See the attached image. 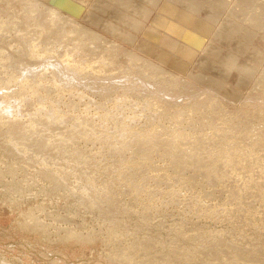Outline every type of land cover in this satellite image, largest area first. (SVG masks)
<instances>
[{"label":"rangeland","instance_id":"obj_1","mask_svg":"<svg viewBox=\"0 0 264 264\" xmlns=\"http://www.w3.org/2000/svg\"><path fill=\"white\" fill-rule=\"evenodd\" d=\"M127 1L119 3L117 0H0V29H2L0 30V88L11 87L9 90L11 97L9 100L8 97L2 99V102L8 106L15 102V106L18 105L19 109H17L20 110L17 121L14 122V125L17 123L16 127L18 125L15 129L17 132L9 129V118L0 117V264H5L7 261L9 262L6 264H55L56 262L59 264V261H56L59 258H67L72 264H264V110L253 108L248 109L247 112L241 109V104L250 100L242 98L244 94L264 96L262 89L264 16L256 13L264 8V0L263 2L262 0H187L188 4L184 5V9L188 12L196 9L194 14L198 13L191 18L192 24H186L190 32L186 49H192L194 42L203 43L204 40L202 42L200 39L206 41L214 39L216 33L220 31V36L225 33L230 37L232 44L234 42V46L231 45L229 48H224V43H221L222 53L228 50L242 67L254 65V61H259L258 66L252 68L254 75H251V79H246L244 84L240 83L241 91L244 92L237 93L240 99L234 101L231 97L228 101L221 97L223 109L220 107L221 109L217 110L209 106L210 108L205 107L204 111L196 110L193 112V127L189 124L185 126L191 119L184 117L179 129L176 130V123L179 121L173 119L174 114L169 117L171 113L166 114L167 118H163L165 120L160 119L159 124L157 122L159 114H156L158 108L155 109L157 105L144 106L145 98L129 91L124 93L121 99L120 96L117 98L123 88L114 92L107 89L108 93L106 89L96 88L91 89L93 91L88 89L80 92L79 89L63 86L51 74H48L50 77L37 76L38 79L36 77L23 81L27 76L25 66L29 65L32 69L38 62H51L52 58H47V55L63 57L71 65L75 64L77 70L87 64L88 69L85 67L83 76L96 77L90 79L94 83L96 80L99 83L105 81L100 77L114 78L132 69L142 72L143 67L148 66L151 60L161 63L162 67L159 71L165 76L158 72L159 77L156 78L161 76L164 79L163 84L168 85L173 93L185 90L193 92L195 85L202 83L203 79L198 81L193 79L194 81L186 86L183 82L186 79L184 77L188 76L187 72L193 71L191 67L198 64V56L193 57L188 71L186 69V72L180 73L179 78L182 76L180 81L174 77L176 81L173 79V83L171 80L173 77H168L174 72L173 66L168 62L164 63L165 61L160 62V55L155 54L157 52L146 51L151 41L143 43L142 49L138 47V60H133L132 55H128L132 52L126 50L128 46L133 49L134 44L136 47L142 43L144 33L153 25V19L158 14L164 18L173 15L163 16L161 6L165 0H158L153 4L152 15L148 19L145 16L144 25L141 21L142 25L140 24V29L135 33L133 27L125 25L121 22L122 19H119L120 21L117 19V16L122 15L136 18V21L142 18L143 8L134 9ZM105 4L111 12L102 11V5ZM76 7L82 8L81 14L72 15L71 12ZM175 7L179 10L183 9L178 0H172L169 8L175 12ZM200 8L209 9V13H204ZM86 10H90L91 14L86 13ZM255 13L261 18L260 21L255 22L250 17L244 20L246 15L254 16ZM93 15L96 17L94 18ZM171 18L174 23L177 22L176 17ZM106 22L116 25L117 29L112 28L114 31H109L111 26L103 29L102 24ZM91 26L100 30L102 35L108 36L109 40L98 37L95 44L89 43L94 39L93 36L89 38L87 36ZM154 28L164 30L158 25ZM33 30H36L37 34ZM160 30H158V43L161 41L160 37L166 35ZM23 36H28L29 42ZM125 36L131 39H126V47H123ZM148 37H151L150 32L147 34ZM53 39L56 40L55 43ZM57 39L61 40L57 41ZM60 41L65 45H59ZM240 47L253 51L259 58L255 59L253 55L241 53ZM92 49L93 52L90 51ZM160 49L164 50L163 47ZM65 51L68 52L69 58ZM77 51L78 56L75 55ZM73 55L76 56L75 60H78L79 64L74 60ZM174 57L181 59L180 54ZM54 59L56 61V58ZM105 59L109 61V65L102 68ZM88 60L89 64L92 62V65L96 63L97 66L94 64L92 68L89 67ZM216 60L221 62L222 68L225 62L222 56H217ZM19 74H23L20 79H18ZM99 79H102V82ZM259 81L261 85L258 84ZM5 88L0 92L6 91ZM12 93L18 97L20 95L19 99H21L19 100L16 95L14 97ZM17 99L19 101L16 103ZM119 103L123 105L120 106ZM9 107L10 111L15 109ZM53 114L55 117H52ZM91 114L93 117L89 116ZM75 116L79 118L78 121ZM155 117L157 118L154 121ZM210 117L213 123L205 127L206 129L196 125L198 118L202 120L205 118V121H208ZM99 120H102V123ZM234 124L238 126L235 130L232 127ZM195 125L199 128L194 127ZM248 125L251 128H248ZM214 126L223 128L220 132L222 135L212 131ZM182 128L185 132L188 130L184 138L179 132H175ZM170 133L174 137L179 136L178 141ZM17 134L21 136L18 137ZM164 135H167L166 138ZM228 135H232V141L228 139ZM9 137L18 140L11 141L12 138L10 140ZM162 137L165 141H162ZM153 138L155 141L158 139V142L155 143ZM33 140L41 142V146ZM18 141L21 144L18 145ZM211 145L215 149H212ZM42 146L44 149L41 148ZM48 148L49 150L46 151ZM178 148L181 150L179 151ZM188 149H191L190 152ZM48 153L53 155L51 159ZM208 153H212L210 156L215 162L218 161L215 166L207 163L204 167L201 166L202 168L199 165V168L196 167ZM232 153L237 154H234L236 158ZM239 154H245L246 157L237 159ZM181 155H185V158L180 157ZM193 156L196 157L195 162ZM222 156L227 158V162L234 164L227 167V162L220 159ZM9 256H12V260L8 259Z\"/></svg>","mask_w":264,"mask_h":264},{"label":"bare ground","instance_id":"obj_2","mask_svg":"<svg viewBox=\"0 0 264 264\" xmlns=\"http://www.w3.org/2000/svg\"><path fill=\"white\" fill-rule=\"evenodd\" d=\"M18 1V0H17ZM87 1V0H86ZM99 1V0H98ZM119 3H123V2H125V0H117ZM156 1H158V0H143L142 2L141 1H139V0H137L136 2L134 1V0H128L127 1V3H128V5L130 6V7H132V8H134V9H142L143 8V11L144 12H142L141 13V16H142V18H140L138 21H136L135 19H133V18H131L130 16H125V17H123V15L122 16H117L118 18V20L120 19H122L121 20V22H124V24L125 25H129L130 27H133V32L135 33L136 32V30H139L140 29V24H141V21H142V24L144 25V22H145V16H147V19L148 18H150V15H152V10H153V4L156 2ZM179 1V3H181V5H182V7H183V9L182 10H179L178 8H174V10H175V12L173 11V9L172 8H169V5H171V3H172V0H165V2H164V4L161 6V11H162V14H163V16L164 15H166L167 16V14H173V15H171V17H176L177 19L175 20V21H177L176 23H174V21L172 20V18L170 17V18H164V17H162L161 15H157L156 16V18H154L153 19V22L154 23H152L153 25H151V27L147 30V28H146V30H147V32H145L144 33V36L145 37H143L142 38V40H141V44H139V45H136V47H135V44H134V47H133V49H132V47H127V49L126 50H128V51H131L132 53H129L128 55H132V57H133V60H138V58H139V54H138V52L137 51H139L138 49L139 48H141L142 46H143V43H148L149 41H151V43H149L148 44V46H149V48L146 50V51H148V53H153V52H157V53H155V54H158V56L160 55V58H161V60H160V62H163V61H165L164 63H167L168 62V64L169 65H171V66H173V69H174V72H173V74H171V75H169L168 77H170V78H172L171 80H172V82L174 83V81H176V79L177 80H179V79H181V77L179 78V76H180V73H184V71L187 69V71H188V67H190L189 66V64L191 63V60L192 59H194L195 58V56H198L197 57V61H198V64H194L193 65V67H191V68H193L192 70L193 71H188L187 73H188V76L187 77H184V78H186V79H184L185 81L183 82V84L186 86L187 84H189V83H191V82H193L194 80H196V81H198V80H200V79H203V82L202 83H197L196 85H195V90L193 91V92H191V91H188V90H185V91H183V92H181V91H175L176 93H173L172 92V89L171 88H168V85L166 86V85H164L163 84V80L164 79H162V77L160 76V78H156V77H159L158 76V72H159V74L160 75H162L163 73H161L160 71H159V69L162 67L161 66V63H159V62H155V61H149V63H148V66L146 65L145 67H143V69H142V72L140 71V72H137V71H135L134 69H132V71H126L125 73H123V74H120V75H117V76H115L114 78L113 77H108V76H105V77H100V78H104L103 79V83H99L98 82V80H96V83L98 82V84H96V83H94V81L92 82L90 79H92V78H96V77H94V76H87V77H85V76H83V74H85V67H87V64H86V66L83 68V67H81V69L80 70H77V69H75V64H70L68 61H66L63 57L61 58V57H59V56H53V55H47V58H52V60L54 59V58H56V61H54L53 60V62H52V60H51V62L49 61L48 63H47V61H46V63H44L43 61H41V62H38V64H36L35 66H33V68H37L36 70H32L31 69V67L29 66V65H27V66H25V69L27 70V72H25V73H27V76L25 77V79L23 80V81H27V80H29V79H32V78H36L37 76L38 77H41V78H43V77H46L48 74H51V76L52 77H54L55 79H58V81L59 82H61L62 84H63V86L65 85V86H67V87H69V88H71V89H79V91L81 92V91H86V90H88V89H101V90H103V89H106V92H107V89H108V91L110 90H113V92L116 90V89H121L122 90V88H123V90H122V92H120V93H118V95H117V98L119 97V99H121V96H124L125 94L124 93H126L127 91H129V93H133V94H139L142 98H145V100H144V102H143V104H144V106H148V105H157L156 107H155V109L156 108H158L157 110H158V112L156 113L157 115L159 114V117H158V120H157V122L160 124L161 123V120L160 119H162V120H165V119H163V118H167L166 117V114L167 113H171V114H169V117H170V115H172V114H174V117H173V119H175V120H177V121H179V122H177L176 123V126L178 127H176L175 125V127H176V130L177 129H179V126H180V123H181V121H182V119L184 118V117H188V118H190L191 120L185 125V126H187L188 124L191 126V127H193V122H194V120H192V119H194L193 117H194V115H193V112H196V110H202V111H204V108L206 107V109H207V107H212L213 109H217L218 110V108H220L221 107V105H223L224 106V104H222L223 103V101H222V98H223V100L226 98L227 100H228V98H231L232 97V99L231 100H234V101H238V99H240V97H237L238 95H237V93H242L243 91H241V87H240V85H242V84H244V81L246 82V79H251V75L254 73V72H252L253 71V69L252 68H254L255 66H258V64H259V61H254V65H246V66H244V67H242V66H240L239 64H238V62H237V58L234 56V57H232L231 56V54H230V52L227 50V51H225V52H221L222 51V49H221V47L222 46H220L221 45V43H224V45H223V47L224 48H229V47H231V45H233L234 46V42H233V44H232V42H231V39H230V37L228 36V35H226L225 33H222L221 34V36H220V34H219V32L218 33H216L217 35L215 36V38L214 39H211V40H205V39H200V41H202L203 42V40H204V42L203 43H199V42H194V46L192 45L191 47H193L192 49H186V43H188V40H189V34H190V32L188 31V29L186 28V24H192V21H191V18L192 17H194L196 14H198V13H196V14H194V12L196 11V9H194V10H192L191 12H188L187 10H185L184 9V5L185 4H188L187 2V0H178ZM83 2V1H82ZM106 2V1H105ZM168 2H170V3H168ZM262 2H263V0H262ZM18 3V2H17ZM84 3V2H83ZM130 3V4H129ZM80 5V4H79ZM5 6V5H4ZM95 6V5H94ZM89 7V6H88ZM102 7H103V12L104 13H108V12H111V9L110 8H108V5L107 4H105V5H102ZM109 7H111V6H109ZM80 8V7H79ZM79 8H74L73 9V11L71 12V14L72 15H78V14H81L80 13V11H81V9H79ZM89 8H91V6L89 7ZM139 9V10H140ZM201 10H203L204 11V13H206V14H208L209 13V9H207V8H204V9H202V8H200ZM49 10V9H48ZM66 10V9H65ZM91 10H93V9H91ZM55 11V10H54ZM79 11V12H78ZM87 12L86 13H89V14H91V12H90V10L88 11V10H86ZM49 12V11H48ZM51 12H53V11H51ZM85 12V11H84ZM174 12V13H173ZM83 13V12H82ZM93 13V12H92ZM256 13H261L263 16H264V8H262V9H259ZM255 13V15L254 16H249V15H246L244 18V20H246L247 18H251L252 20H255V22L256 21H260L261 20V18L257 15ZM48 14H50V12L48 13ZM52 14V13H51ZM67 14V13H66ZM70 14V13H69ZM128 14V13H127ZM251 14H252V12H251ZM41 15V14H40ZM241 15V14H240ZM88 16V15H87ZM94 16V18L96 17V15H93ZM8 17H10V16H8ZM39 17V16H38ZM48 17H50V16H48ZM66 17H68V16H66ZM161 17V18H160ZM254 17H256V18H254ZM16 18V17H15ZM25 18V17H24ZM53 18V17H52ZM58 18V17H57ZM62 18H64V17H62ZM90 18V17H89ZM88 18V19H89ZM93 18V19H94ZM51 19V18H50ZM76 19V18H75ZM82 19V18H81ZM87 19V18H86ZM93 19H90L91 21L93 20ZM142 19V20H141ZM57 20V19H56ZM70 20H72L71 18H70ZM78 20V19H77ZM119 20V21H120ZM11 21V20H10ZM13 21V20H12ZM44 21V20H43ZM51 21V20H50ZM55 21V20H54ZM81 21H83V20H81ZM1 22V21H0ZM48 22V21H47ZM53 22V21H52ZM84 22V21H83ZM82 23V22H81ZM110 23V22H109ZM108 22H106V23H103L102 24V26H103V29L105 28V29H107L108 27H110L111 26V29L109 28V31H114L115 29H117V28H115L116 27V25H114V24H109ZM113 23V22H112ZM56 24V23H55ZM67 24V23H66ZM96 24V23H95ZM94 24V25H95ZM141 24V25H142ZM9 25V24H8ZM15 25V24H14ZM149 25V24H148ZM156 25H158V26H160V27H162L164 30L162 31V30H160L159 28H154ZM3 26H4V24H3ZM7 26V25H6ZM140 26V27H139ZM11 27V26H10ZM147 27V26H146ZM42 28V27H41ZM102 28V27H101ZM114 30H113V29ZM27 29V28H26ZM33 29V27L30 29V31ZM1 31H2V29H0ZM5 30V29H4ZM29 30V29H28ZM45 30V29H44ZM50 30V29H49ZM90 32H88V38H89V36H93V38L94 39H92L89 43H93V44H95L96 43V40L98 39V37H101V38H105V39H107L108 38V36H106V35H102V33H101V31L100 30H98L96 27H93V26H91L90 27ZM158 30H160V31H162V33H165L166 35L162 38V37H160V39H161V41H160V43H158V39H157V37H158ZM34 31V30H33ZM43 31V30H42ZM22 32V31H21ZM39 32V31H38ZM44 32V31H43ZM150 32V34H151V37L149 38H147V34ZM14 33H15V31H14ZM13 33V34H14ZM34 33H36L37 34V32H36V30L34 31ZM46 33V32H45ZM66 33V32H65ZM1 34V33H0ZM2 34H3V32H2ZM7 34V33H6ZM27 34V33H26ZM82 34V33H81ZM127 34V33H126ZM142 34V33H141ZM10 35V34H9ZM22 35V34H21ZM182 35H184V37H181ZM1 36V35H0ZM4 36V35H3ZM17 36V35H16ZM29 36V35H28ZM28 36H23V37H26L27 38V41H28ZM33 36V35H32ZM31 36V37H32ZM35 36V35H34ZM43 36H44V34H43ZM131 36V35H130ZM176 36H178V38L176 37ZM6 37V36H5ZM36 37V36H35ZM37 37H38V35H37ZM112 37V36H111ZM117 37V36H116ZM115 37V38H116ZM121 37V36H120ZM8 38V37H7ZM13 38V37H12ZM18 38V37H17ZM25 38V39H26ZM39 38V37H38ZM38 38H37V40H38ZM43 38V37H42ZM115 38H114V40H115ZM128 38H130V37H126L125 36V38L123 39V41H121V42H123V47H126V44H127V40L126 39H128ZM19 39V38H18ZM21 39H24V38H21ZM33 39H35L36 40V38H33ZM131 39V38H130ZM133 39V38H132ZM137 39V37L135 38V40ZM9 40V39H8ZM15 40H16V37H15ZM29 40H31L30 38H29ZM34 40V41H35ZM40 40V39H39ZM59 40H61V39H59ZM58 39H57V41H59ZM108 40H109V38H108ZM119 40V39H118ZM140 40V39H139ZM21 41V40H20ZM52 41H54V43H55V41L56 40H52ZM81 41V40H80ZM99 41V40H98ZM129 41V40H128ZM138 41V40H137ZM143 41H145V42H143ZM156 41V43H154V42ZM13 42H16V41H14L13 40ZM24 42V41H23ZM29 42V41H28ZM78 42V41H77ZM109 42V41H108ZM136 42V41H135ZM34 43H36V41L34 42ZM64 43V42H63ZM76 43V42H75ZM80 43V42H79ZM261 43V42H260ZM31 44V43H30ZM39 44H41V43H39ZM53 44V43H52ZM57 44V43H56ZM62 43H61V41L59 42V45H61ZM104 44V43H103ZM102 44V45H103ZM108 44V43H107ZM204 44V45H203ZM12 45V44H11ZM10 45V46H11ZM22 45V44H21ZM36 45V44H35ZM35 45H33V46H35ZM49 45V44H48ZM62 45H65V44H62ZM67 45V44H66ZM75 45V44H74ZM203 45V46H202ZM52 46V45H51ZM76 46V45H75ZM74 46V47H75ZM98 46V45H97ZM96 46V47H97ZM237 46V44H235V47ZM29 47V46H28ZM57 47V46H56ZM73 47V46H72ZM77 47V46H76ZM83 47V46H82ZM85 47H87V46H85ZM89 47H93L94 48V46H89ZM106 47V46H105ZM139 47V48H138ZM161 47H163L164 48V50L162 49H160ZM261 47V46H260ZM35 48V47H34ZM40 48V47H39ZM46 48H47V43H46ZM67 48H71V47H67ZM78 48H80V45H79V47ZM84 48V47H83ZM83 48L81 49V51L83 50ZM88 48V47H87ZM99 48V47H98ZM112 48H114V46H112ZM26 49H27V47H26ZM31 49V48H30ZM36 49V48H35ZM38 49V48H37ZM48 49H50L49 47H48ZM73 49H75L76 50V48H73ZM142 49V48H141ZM1 50V49H0ZM44 50H45V48H44ZM53 50V49H52ZM51 50V51H52ZM71 49H69V51H70ZM95 50V49H94ZM100 50V49H99ZM119 50V49H118ZM160 50V51H159ZM35 51V50H34ZM42 51V50H41ZM51 51H50V53H51ZM54 51V50H53ZM66 51H68V50H66ZM65 51V53H67L68 54V52H66ZM71 51H73V50H71ZM79 51V50H78ZM78 51H77V53L76 52H74V53H76L75 55H77V54H79L78 53ZM80 51V52H81ZM84 51H85V49H84ZM83 51V52H84ZM87 51V50H86ZM90 51H92L93 52V49L92 50H90ZM95 51H97V50H95ZM120 51V50H119ZM219 51V52H218ZM239 51L241 52V53H244V54H246V55H248V56H252L253 58H255V59H258L259 57H258V55L256 54V55H254V53H253V51H249V50H247V49H245L244 47H240L239 48ZM29 52H30V50H29ZM99 52V51H98ZM137 52V53H136ZM233 52V51H232ZM22 53V52H21ZM33 53V52H32ZM34 53H36V52H34ZM87 53V52H86ZM86 53H84V55L86 54ZM45 54V53H44ZM58 54H60L59 52H58ZM180 54V56H181V59H179V58H176V57H174V55H179ZM29 55V54H28ZM63 55V54H62ZM89 55V54H88ZM91 55V54H90ZM102 55H104V54H102ZM136 55V56H135ZM61 56V55H60ZM66 56V58H67V55H65ZM64 56V57H65ZM74 56V55H73ZM72 56V57H73ZM78 56V55H77ZM82 56H83V53H82ZM81 56V57H82ZM87 56V55H86ZM97 56H98V54H97ZM96 56V57H97ZM100 56V55H99ZM217 56L219 57V56H222V59L225 61L224 62V64H223V67L221 68V62H219V60H216L217 59ZM31 57V56H30ZM35 57V56H34ZM37 57H38V54H37ZM71 57V56H70ZM75 57L76 56H74V60H75ZM80 57V56H79ZM84 57V56H83ZM91 57V56H90ZM138 57V58H137ZM164 57V58H163ZM194 57V58H193ZM39 58V57H38ZM46 58V59H47ZM68 58H69V54H68ZM67 58V59H68ZM103 58V57H102ZM101 58V59H102ZM166 58L168 59V60H166ZM70 59H72V58H70ZM93 59H95V58H92V60ZM82 60V59H81ZM70 61V60H69ZM76 61V60H75ZM78 61V60H77ZM76 61V62H77ZM84 61V60H83ZM87 60H85V62H86ZM95 61V60H94ZM97 61V60H96ZM99 61V60H98ZM101 61V60H100ZM99 61V62H100ZM71 62V61H70ZM89 60H88V65H89V67H93V65L95 64L96 65V63H94L93 65H92V62H91V64H89ZM108 62L109 61H107L106 59H105V61H104V63L102 64V68H104V67H108ZM40 63V64H39ZM73 63H74V61H73ZM78 63V62H77ZM80 63H82V61L80 62ZM79 64V63H78ZM101 65V64H100ZM107 65V66H106ZM74 66V67H73ZM82 66V65H81ZM97 66V65H96ZM50 67H51V69H50ZM73 67V68H72ZM77 67H78V65H77ZM24 68H23V70H25ZM79 69V68H78ZM87 69H88V67H87ZM94 70V69H93ZM138 70V69H137ZM190 70V69H189ZM186 72V71H185ZM96 73V72H95ZM165 73V72H164ZM154 74H156L157 76H154ZM21 75H23V74H19V77H18V79H20V77H21ZM26 75V74H25ZM89 75V74H88ZM94 75V74H93ZM99 75V74H98ZM153 75V76H152ZM164 75V74H163ZM182 75V74H181ZM254 75V74H253ZM49 76V75H48ZM165 76V75H164ZM38 77H37V79H38ZM50 77V76H49ZM167 77V78H168ZM174 77H177L176 79L174 78ZM242 77H244V78H242ZM86 78L87 79H89V80H86ZM98 78V77H97ZM126 80H125V79ZM124 79V80H123ZM173 79H174V81H173ZM194 79V80H193ZM36 80V79H35ZM52 80V79H51ZM100 80V79H99ZM167 80L168 79H166V82H167ZM41 81V80H40ZM91 81V82H90ZM101 82H102V79L100 80ZM180 81V80H179ZM33 82V81H32ZM35 82V81H34ZM55 82V81H54ZM57 82V81H56ZM230 82H233L234 84L232 85V84H229ZM18 83H19V80H18ZM23 83V82H22ZM46 83V82H45ZM240 83H242V84H240ZM201 84V85H200ZM259 85H261L262 83H261V81H259V83H258ZM20 85H22L21 84V82H20ZM24 85V84H23ZM47 85V84H46ZM35 87V86H34ZM37 87V86H36ZM4 86H3V88H0V91H2V90H4ZM23 88V87H22ZM247 88V87H246ZM5 89H7L6 91H3V92H0V111H1V113H2V115H1V113H0V117H2V116H6V118H9V119H7V120H9L8 122H9V129H13L14 131H16L15 129H17L18 128V125H17V127L14 125V122L15 121H17V117H18V112H20V110H18L19 109V107H18V105H17V107L15 106V102H14V104L13 105H9V106H11V108L12 107H14L15 109L13 110V111H10L9 110V106L8 105H5V102H2V99L4 100V99H6V97H8V99L7 100H9V97H11V95H10V93L11 92H9V90H11V87H6ZM61 89V88H60ZM59 89V90H60ZM119 89V90H120ZM262 89H263V92H264V84L262 85ZM30 90V89H29ZM36 90V89H35ZM38 90V89H37ZM36 90V91H37ZM54 90V89H53ZM174 90V89H173ZM251 90V89H250ZM35 91V92H36ZM73 91V90H72ZM91 91H93V90H91ZM253 91V90H252ZM14 92V91H13ZM17 92V91H16ZM19 92V91H18ZM74 92V91H73ZM102 92V91H101ZM105 92V91H104ZM112 92V91H111ZM181 92V93H180ZM69 93V92H68ZM87 93V92H86ZM96 93V92H95ZM98 93H100V92H98ZM108 93V92H107ZM198 93H200L199 95H197ZM244 93V92H243ZM246 93V92H245ZM13 94V93H12ZM35 94V93H34ZM82 94V93H81ZM105 94V93H104ZM111 95H112V93H110ZM247 94V93H246ZM246 94H244L243 95V97L242 98H247V99H250V100H246L244 103H242L241 105V109H242V111H247L248 109H253V108H258V109H260V111H263L264 110V96H257L256 97V95H254V94H250L249 93V95H247L246 96ZM15 95L16 94H13V96L15 97ZM31 95V94H30ZM33 95V94H32ZM54 95V94H53ZM59 95V94H58ZM73 95V94H72ZM95 95H97V94H95ZM100 95H102L101 93H100ZM109 95V94H108ZM129 95V94H128ZM3 96V97H2ZM17 96V95H16ZM26 96V95H25ZM35 96V95H34ZM37 96V95H36ZM133 96V95H132ZM245 96V97H244ZM19 97H21L20 95H19ZM19 97L17 96V98L19 99ZM24 97V96H23ZM61 97V96H60ZM76 97V96H75ZM84 97V96H83ZM86 97V96H85ZM84 97V98H85ZM89 97V96H88ZM100 97V96H99ZM222 97V98H221ZM79 98V97H78ZM101 98V97H100ZM111 98H113V97H111ZM116 98V97H115ZM116 98V99H117ZM123 98V97H122ZM141 98V99H142ZM241 98V99H242ZM17 99V101H16V103L21 99H19L18 100ZM24 98H22V100H23ZM26 99V98H25ZM61 99V98H60ZM225 99V100H226ZM10 100H12L11 98H10ZM15 100H16V98H15ZM15 100H13V101H15ZM22 100H21V102H22ZM26 100H28V99H26ZM83 100V99H82ZM109 100V99H108ZM125 100V99H124ZM244 100V99H243ZM12 101V102H13ZM24 101V100H23ZM229 101V100H228ZM10 102V101H9ZM44 102V101H43ZM59 102V101H58ZM105 102V101H104ZM117 102V101H116ZM120 102V101H119ZM125 102V101H124ZM133 102V101H132ZM7 103H8V101H7ZM11 103V102H10ZM20 103V102H19ZM60 103V102H59ZM100 103V102H99ZM111 103V102H110ZM115 103V102H114ZM123 103V102H122ZM121 103V104H122ZM225 103V102H224ZM43 104V103H42ZM72 104V103H71ZM120 104V103H119ZM121 104H120V106H121ZM130 104H132V103H130ZM129 104V105H130ZM136 103H134V105H135ZM142 104V103H141ZM142 104V105H143ZM20 105V104H19ZM54 105H55V103H54ZM78 105V104H77ZM101 105V104H100ZM103 105V104H102ZM123 105V104H122ZM229 105V104H228ZM21 106V105H20ZM46 106V105H45ZM107 106V105H106ZM115 106V105H114ZM141 106V105H140ZM238 106V105H237ZM75 107H76V105H75ZM97 107H99V106H97ZM149 107V106H148ZM152 107V106H151ZM154 107V106H153ZM209 107V108H210ZM18 108V109H17ZM120 108V107H119ZM118 108V109H119ZM147 108V107H146ZM222 108V107H221ZM220 108V109H221ZM234 108H235V105H234ZM17 109V110H16ZM109 109V108H108ZM116 109V108H115ZM130 109V108H129ZM154 109V108H153ZM154 109V110H155ZM223 109V108H222ZM46 110V109H45ZM156 110V111H157ZM198 110V111H199ZM48 111V110H47ZM53 111V110H52ZM51 111V112H52ZM57 111V110H56ZM113 111V110H112ZM115 111H117V109L115 110ZM134 111H136V110H134ZM141 111V110H140ZM139 111V112H140ZM143 111V110H142ZM43 112H45V111H43ZM54 112V111H53ZM59 112V111H58ZM69 112V111H68ZM130 112V111H129ZM248 112V111H247ZM71 113V112H70ZM110 113V112H109ZM115 113V112H114ZM114 113H112V114H114ZM49 114H51V113H49ZM59 114V113H58ZM99 114V113H98ZM102 114V113H101ZM138 114V113H137ZM151 114V113H150ZM251 114V113H250ZM45 115H46V113H45ZM141 115V114H140ZM156 115V116H157ZM168 115V114H167ZM223 115V114H222ZM230 115V114H229ZM255 115V114H254ZM84 116V115H83ZM83 116H81V117H83ZM87 116V115H86ZM89 116H92V114L91 115H89ZM110 116H111V114H110ZM135 116V115H134ZM22 117V116H21ZM41 117V116H40ZM52 117H55V115L53 114V116ZM57 117V116H56ZM62 117V116H61ZM76 118H77V116H75ZM85 117V116H84ZM93 117V116H92ZM108 117V116H107ZM116 117V116H115ZM121 117V116H120ZM152 117H154V115L152 116ZM209 117V116H208ZM208 117H206V118H208ZM3 118V117H2ZM111 118V117H110ZM132 118V117H131ZM137 118V117H136ZM140 118V117H139ZM156 118L157 117H155V118H153V120L155 121L156 120ZM225 118V117H224ZM229 118V117H228ZM3 119H5V118H3ZM20 119V118H19ZM47 119V118H46ZM49 119V118H48ZM55 119V118H54ZM78 119L79 118H77V121H78ZM106 119H108V118H106ZM128 119V118H127ZM130 119V118H129ZM170 119V118H169ZM239 119V118H238ZM26 120V119H25ZM63 120V119H62ZM70 120V119H69ZM82 120H85V119H83L82 118ZM102 120H103V118H102ZM101 120V121H102ZM144 120V119H143ZM152 120V119H151ZM237 120V119H236ZM254 120V119H253ZM24 121V120H23ZM56 121V120H55ZM60 121V120H59ZM79 121H81V120H79ZM100 121V120H99ZM100 121V122H101ZM115 121H116V118H115ZM127 121V120H126ZM131 121V120H130ZM139 121V120H138ZM153 121V122H154ZM160 121V122H159ZM241 121V120H240ZM239 121V122H240ZM244 121H245V119H244ZM247 121V120H246ZM35 122V121H34ZM87 122V121H86ZM120 122V121H119ZM150 122V121H149ZM152 122V121H151ZM152 122V123H153ZM196 125L197 126H199V127H202V128H204V129H206L205 127H207L208 125H211L212 123H213V119H211V117L208 119V121H205V118H204V120H202L201 118H198L197 120H196ZM3 123V122H2ZM45 123V122H44ZM54 123V122H53ZM56 123V122H55ZM54 123V124H55ZM66 122L64 121V124H65ZM74 123V122H73ZM76 123V122H75ZM74 123V124H75ZM88 123V122H87ZM102 123V122H101ZM100 123V124H101ZM104 123H106V122H104ZM111 123V122H110ZM118 123V122H117ZM156 123V122H155ZM249 123V122H248ZM3 124H5L6 125V123L4 122ZM77 124V123H76ZM95 124V123H94ZM137 124V123H136ZM164 124V123H163ZM258 124V123H257ZM8 125V124H7ZM72 125V124H71ZM82 125V124H81ZM128 125V124H127ZM130 125V124H129ZM170 125V124H169ZM173 125V124H172ZM172 125H170V126H172ZM194 126V127H197V126ZM21 126V125H20ZM24 126H25V124H24ZM50 126V125H49ZM48 126V127H49ZM51 126H53V124L51 125ZM50 126V127H51ZM76 126V125H75ZM92 126V125H91ZM105 126V125H104ZM110 126V125H109ZM120 126V125H119ZM118 126V127H119ZM174 126H173V128H174ZM249 127L248 128H251L250 127V125H248ZM33 127V126H32ZM73 127V126H72ZM76 127H78V126H76ZM98 127V126H97ZM111 127V126H110ZM184 127V126H183ZM189 127V126H188ZM199 127H197V128H199ZM233 128H234V130H235V128H237L238 126L237 125H233L232 126ZM39 128V127H38ZM61 128V127H60ZM171 129H172V127H170ZM201 128V129H202ZM255 128V127H254ZM37 129V128H36ZM77 129V128H76ZM88 129V128H87ZM95 129V128H94ZM99 129H100V127H99ZM119 129V128H118ZM164 129V126H163V128H162V130ZM168 129V128H167ZM171 129H170V131H171ZM182 129H184V128H182ZM182 129H180V130H178V131H175L176 133L177 132H179L182 136H183V138H184V134L188 131H186L185 132V129L182 131ZM189 129V128H188ZM200 129V130H201ZM210 129H212V128H210ZM222 127H219V126H214L213 127V129H212V131H214L215 133H218V135H222V134H220V132L222 131ZM1 130V129H0ZM10 130V131H11ZM48 130H49V128H48ZM68 130V129H67ZM66 130V131H67ZM96 130V129H95ZM113 130H115V128L113 129ZM117 130V129H116ZM135 130V129H134ZM147 130V129H146ZM152 130V129H151ZM161 130V129H160ZM159 130V131H160ZM174 130V129H173ZM203 130V129H202ZM263 130V129H262ZM74 131V130H73ZM77 131V130H76ZM79 131V130H78ZM82 131V130H81ZM89 131V130H88ZM101 131V130H100ZM120 131V130H119ZM124 131H126V130H124ZM144 131V130H143ZM165 131H166V129H165ZM167 131H169V130H167ZM197 131V130H196ZM212 131H209V132H212ZM17 132V131H16ZM19 132V131H18ZM53 132V131H52ZM64 132V131H63ZM75 132V131H74ZM80 132V131H79ZM97 132V131H96ZM148 132V131H147ZM153 132V131H152ZM173 132V131H172ZM214 132H213V135H215L214 134ZM254 132V131H253ZM9 133V132H8ZM7 133V134H8ZM14 133V132H13ZM12 133V134H13ZM95 133V132H94ZM98 133V132H97ZM113 133V132H112ZM126 133H127V131H126ZM136 133V132H135ZM160 133V132H159ZM159 133H157V134H159ZM168 133V132H167ZM264 133V132H263ZM11 134V135H12ZM15 134V133H14ZM13 134V135H14ZM19 134V133H18ZM17 134V135H18ZM21 134V133H20ZM77 134V133H76ZM137 134V133H136ZM143 134V133H142ZM155 134H156V132H155ZM161 134V133H160ZM171 134V133H170ZM174 134V133H173ZM188 134H189V132H188ZM79 135V134H78ZM133 135V134H132ZM162 135V134H161ZM160 135V136H161ZM172 135V134H171ZM176 135V134H175ZM179 135V134H178ZM205 135V134H204ZM4 136H6V134L4 135ZM9 136V135H8ZM15 136V135H14ZM21 136V135H20ZM19 135H18V137H20ZM62 136V135H61ZM73 136V135H72ZM71 136V137H72ZM110 136V135H109ZM122 136V135H121ZM159 136V135H158ZM159 136V137H160ZM167 136V135H166ZM166 136L164 135V137L166 138ZM173 137H174V135H172ZM226 136V135H225ZM231 136L232 135H228V139L229 140H231ZM74 137V136H73ZM80 137V136H79ZM113 137V136H112ZM126 137V136H125ZM156 137H157V135H156ZM179 136H175L174 137V139H177V141H178V138ZM191 137V136H190ZM216 137H218V136H216ZM10 138V140H11V138L12 137H9ZM23 138V137H22ZM21 138V139H22ZM41 138H43V137H41ZM118 138V137H117ZM127 138V137H126ZM125 138V139H126ZM136 138V137H135ZM155 138V137H154ZM153 138V139H154ZM186 138H187V136H186ZM193 138V137H192ZM194 138H196V137H194ZM193 138V139H194ZM212 138V137H211ZM7 139H8V137H7ZM7 139H5V141L7 140ZM13 139L14 138H12V140L11 141H13ZM16 139V138H15ZM14 139V140H15ZM20 139V138H19ZM20 139V140H21ZM24 139V138H23ZM79 139V138H78ZM116 139V138H115ZM152 139V138H151ZM173 139V140H174ZM181 139V138H180ZM190 139V138H189ZM192 139V140H193ZM198 139V138H197ZM201 139V138H200ZM204 139V138H203ZM213 139V138H212ZM262 139V138H261ZM9 140V139H8ZM16 140H18V139H16ZM15 140V141H16ZM64 140V139H63ZM132 140V139H131ZM161 140V139H160ZM164 139H163V137H162V141H163ZM168 140V139H167ZM182 140V139H181ZM233 140V139H232ZM231 140V141H232ZM45 141H46V139H45ZM77 141V140H76ZM101 141V140H100ZM152 141V140H151ZM153 141H155V139L153 140ZM157 142H158V139L156 140ZM156 141H155V143H156ZM165 141V140H164ZM169 141V140H168ZM170 141H172V139H170ZM213 141V140H212ZM216 141V140H215ZM8 142V141H7ZM6 142V143H7ZM10 142V141H9ZM19 142V141H18ZM33 142H35L34 140H33ZM36 142H38V141H36ZM35 142V143H36ZM43 142V141H42ZM62 142V141H61ZM65 142V141H64ZM110 142V141H109ZM118 142V141H117ZM128 142V141H127ZM144 142V141H143ZM160 142V141H159ZM175 142V141H174ZM214 142V141H213ZM3 143V142H2ZM11 143V142H10ZM9 143V144H10ZM14 143V142H13ZM23 143V142H22ZM39 143V142H38ZM41 143V142H40ZM40 143L38 144L39 146H41L40 145ZM45 143V142H44ZM78 143V142H77ZM102 143V142H101ZM133 143V142H132ZM153 143V142H152ZM161 143V142H160ZM182 143V142H181ZM184 143V142H183ZM189 143V142H188ZM15 144V143H14ZM19 144H21L20 142L18 143V145ZM32 144H34V143H32ZM31 144V146H33ZM37 144V143H36ZM43 144V143H42ZM59 144V143H58ZM57 144V145H58ZM103 144H104V142H103ZM118 144V143H117ZM126 144V143H125ZM150 144V143H149ZM154 144V143H153ZM172 144V143H171ZM198 143H196V145H197ZM7 145V144H6ZM24 145V144H23ZM35 145V144H34ZM47 145V144H46ZM52 145H53V142H52ZM55 145V144H54ZM62 145V144H61ZM157 145V144H156ZM155 145V146H156ZM192 145H194V144H192ZM9 146V145H8ZM25 146V145H24ZM36 146V145H35ZM44 146V145H43ZM43 146L41 147L42 149H44L43 148ZM51 146V145H50ZM56 146V145H55ZM105 146V145H104ZM125 146V145H124ZM128 146V145H127ZM153 147H154V145H152ZM177 146H179V145H177ZM176 146V147H177ZM208 146H210V145H208ZM207 146V147H208ZM234 145H232V147H233ZM257 146H258V144H257ZM15 147H17V146H15ZM14 147V148H15ZM53 147V146H52ZM59 147V146H58ZM123 147V146H122ZM126 147V146H125ZM124 147V148H125ZM189 147V146H188ZM193 147H195V145L193 146ZM197 147V146H196ZM199 147V146H198ZM201 147V146H200ZM239 147V146H238ZM249 147V146H248ZM261 147V146H260ZM32 148V147H31ZM35 148H37V147H35ZM34 148V149H35ZM51 148V147H50ZM81 148V147H80ZM192 148V147H191ZM210 148V147H209ZM209 148H208V151H209ZM211 148H212V145H211ZM210 148V150H212V149H215V148H212L211 149ZM254 148H256V147H254ZM19 149H20V147H19ZM28 149H30V148H28ZM41 149V150H42ZM59 149V148H58ZM57 149V150H58ZM71 149V148H70ZM116 149V148H115ZM123 149V148H122ZM136 149V148H135ZM169 149V148H168ZM167 149V150H168ZM172 149H174V148H172ZM184 149V148H183ZM186 149V148H185ZM199 149H201V148H199ZM257 149V148H256ZM49 150V148L46 150V151H48ZM56 150V149H55ZM124 150V149H123ZM175 150V149H174ZM178 150H179V148H178ZM181 150V149H180ZM179 150V151H180ZM190 150L191 149H188V151L190 152ZM192 150H193V148H192ZM204 150H206L205 148H204ZM203 150V151H204ZM226 150H229V149H226ZM16 151V150H15ZM21 151H23V150H21ZM27 151V150H26ZM74 151V150H73ZM79 151V150H78ZM179 151H176V152H178L179 153ZM236 151V150H235ZM249 151V150H248ZM28 152H32V151H28ZM75 152V151H74ZM84 152V151H83ZM128 152V151H127ZM169 152H170V150H169ZM195 152H196V150H195ZM212 152V151H211ZM226 152V151H225ZM228 152V151H227ZM233 152V151H232ZM260 152V151H259ZM26 153V152H25ZM47 153V152H46ZM53 153V152H52ZM55 153V152H54ZM57 153H59L58 151H57ZM56 153V154H57ZM171 153H173V152H171ZM188 153V152H187ZM200 153V152H199ZM202 153V152H201ZM207 153V152H206ZM231 153V152H230ZM24 154V153H23ZM40 154H41V152H40ZM42 154H43V152H42ZM49 154V153H48ZM174 154H175V151H174ZM184 154H186V153H184ZM197 154V153H196ZM210 154H212V153H210ZM210 154L208 153V154H206L207 156H205L204 157V159H202V161L200 160V162L196 165V167H198V165L201 167V166H203L204 167V165H206L207 163H209V164H211V165H213V166H215V164L218 162H215L214 161V159H212V157L210 156ZM227 154V153H226ZM233 155L234 154H236V153H232ZM248 154V153H247ZM254 154V153H253ZM27 155V154H26ZM34 155V154H33ZM50 155V154H49ZM177 155V154H176ZM187 155V154H186ZM199 155V154H198ZM230 155V154H229ZM233 155H231V156H233ZM237 155V154H236ZM51 156H53L52 154L50 155V159H51ZM77 156H79V155H77ZM185 156V155H184ZM184 156H180V157H184ZM190 156V155H189ZM201 156V155H200ZM203 156V155H202ZM40 157V156H39ZM69 157V156H68ZM173 157V156H172ZM174 157H176L175 155H174ZM179 157V156H178ZM188 157V156H187ZM187 157H186V159H187ZM191 157H192V155H191ZM196 157H197V155H196ZM196 157H194L193 156V161H194V158L196 159ZM227 157V156H226ZM234 157L236 158V156L234 155ZM238 157H239V159L240 158H244V157H246V155L244 154V155H238L237 156V159H238ZM49 158V157H48ZM61 158V157H60ZM73 158V157H72ZM185 158V157H184ZM200 158V157H199ZM206 158V159H205ZM174 159V158H173ZM181 159H183V158H181ZM181 159H179V160H181ZM185 159V160H186ZM220 159H221V161H223V162H227V158L225 159V157H220ZM172 160V159H171ZM178 160V161H179ZM189 160V159H188ZM216 160V159H215ZM236 160V159H235ZM59 161V160H58ZM71 161V160H70ZM75 161H76V159H75ZM176 161V163H178L177 162V160H175ZM187 161V160H186ZM60 162H62V160L60 161ZM59 162V163H60ZM79 162V161H78ZM88 162V161H87ZM174 162V161H173ZM179 162H181V161H179ZM182 162L184 163V160H182ZM189 162V161H188ZM195 162V161H194ZM46 163H47V160H46ZM56 163V162H55ZM73 163V162H72ZM187 163V162H186ZM197 163V162H196ZM67 164V163H66ZM144 164V163H143ZM187 164H189V163H187ZM186 164V165H187ZM234 163H232V162H227V165H224V166H227V167H230L231 165H233ZM129 165V164H128ZM179 165H180V163H179ZM178 165V166H179ZM184 165V164H183ZM219 165V164H218ZM221 165V164H220ZM78 166V165H77ZM173 166V165H172ZM171 166V167H172ZM175 166H176V164H175ZM181 166V165H180ZM188 166V165H187ZM190 166V165H189ZM195 166V165H194ZM194 166H192V167H194ZM223 166V167H224ZM48 167V166H47ZM81 167V166H80ZM92 167H93V165H92ZM124 167V166H123ZM131 167V166H130ZM182 167V166H181ZM184 167H186V166H184ZM191 167V168H192ZM195 167V168H196ZM91 168V167H90ZM129 168V167H128ZM175 168H177V167H175ZM179 168V167H178ZM199 168V167H198ZM202 168V167H201ZM212 168V167H211ZM219 168V167H218ZM222 168V167H221ZM225 168V167H224ZM223 168V169H224ZM239 168V167H238ZM227 169V168H226ZM241 169V168H240ZM59 170V169H58ZM125 170V169H124ZM242 170V169H241ZM213 171V170H212ZM223 171V170H222ZM227 172V171H226ZM107 173V172H106ZM200 173H202V172H200ZM208 173V172H207ZM225 173V172H224ZM130 174V173H129ZM212 175V174H211ZM104 176V175H103ZM143 176V175H142ZM206 176V175H205ZM233 176V175H232ZM113 178V177H112ZM214 179V178H213ZM215 180V179H214ZM256 180V179H255ZM216 181V180H215ZM243 182V181H242ZM221 184V183H220ZM105 189V188H104ZM236 191V190H235ZM244 192V191H243ZM238 193V192H237ZM151 197V196H150ZM144 207H145V205H144ZM147 207V206H146ZM181 208V207H180ZM130 216V215H129ZM27 223V222H26ZM180 237H181V235H180ZM179 237V238H180ZM223 239V238H222ZM223 243V242H222ZM217 244H219V243H217ZM229 244V243H228ZM56 246V245H55ZM139 246V245H138ZM61 248V247H60ZM248 248V247H247ZM238 249V248H237ZM13 250H15V249H13ZM169 250V249H168ZM236 251V250H235ZM234 251V252H235ZM216 252V251H215ZM258 252V251H257ZM15 253H17V252H15ZM219 253V252H218ZM136 254V253H135ZM238 254V253H237ZM15 255V254H14ZM251 256V255H250ZM136 257V256H135ZM12 258V256L10 257L9 256V260ZM5 259V258H4ZM137 259V258H136ZM12 260V259H11ZM28 260V259H27ZM30 260V259H29ZM56 261H59V264H72V262H70V261H68L67 260V258L65 259V258H59L58 260H56ZM55 261V262H56ZM144 261V260H143ZM4 262H6V261H4ZM9 261H7L6 263H8ZM11 262H13V261H11ZM10 262V263H11ZM5 263V264H6ZM12 264H14V263H12ZM45 264H47V263H45ZM50 264V263H49ZM55 264H58L57 262L55 263ZM232 264V263H231Z\"/></svg>","mask_w":264,"mask_h":264}]
</instances>
